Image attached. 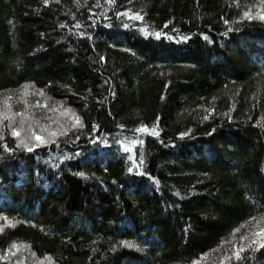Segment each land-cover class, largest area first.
I'll list each match as a JSON object with an SVG mask.
<instances>
[{"label": "trees", "instance_id": "obj_1", "mask_svg": "<svg viewBox=\"0 0 264 264\" xmlns=\"http://www.w3.org/2000/svg\"><path fill=\"white\" fill-rule=\"evenodd\" d=\"M0 264H264V0H0Z\"/></svg>", "mask_w": 264, "mask_h": 264}, {"label": "snow or ice", "instance_id": "obj_2", "mask_svg": "<svg viewBox=\"0 0 264 264\" xmlns=\"http://www.w3.org/2000/svg\"><path fill=\"white\" fill-rule=\"evenodd\" d=\"M36 139H38V140H39V139H41V138H40V137H36ZM29 151H31V149H29Z\"/></svg>", "mask_w": 264, "mask_h": 264}]
</instances>
